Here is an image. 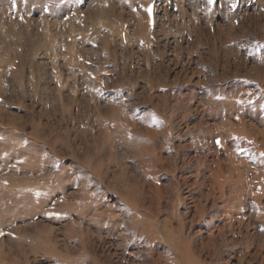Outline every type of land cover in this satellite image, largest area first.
Segmentation results:
<instances>
[{
  "label": "rangeland",
  "instance_id": "1",
  "mask_svg": "<svg viewBox=\"0 0 264 264\" xmlns=\"http://www.w3.org/2000/svg\"><path fill=\"white\" fill-rule=\"evenodd\" d=\"M169 232L264 264V0H0V264H180Z\"/></svg>",
  "mask_w": 264,
  "mask_h": 264
},
{
  "label": "bare ground",
  "instance_id": "2",
  "mask_svg": "<svg viewBox=\"0 0 264 264\" xmlns=\"http://www.w3.org/2000/svg\"><path fill=\"white\" fill-rule=\"evenodd\" d=\"M119 133V132H118ZM233 169L234 170H236L237 168L236 167H232L231 168V170L233 171ZM222 178V177H221ZM214 183V182H213ZM236 183V182H235ZM234 183V185H235V187H236V184L238 185L239 183L237 182L236 184ZM242 183H244V182H242ZM241 183V184H242ZM215 184V183H214ZM217 184H219V183H217ZM216 184V185H217ZM240 184V185H241ZM233 185V186H234ZM242 186V185H241ZM217 187H218V185H217ZM232 187V186H231ZM219 188H220V186H219ZM227 188V187H226ZM240 188V187H239ZM243 189H244V187H242ZM235 189V188H234ZM238 190H241V188L240 189H238ZM218 191V190H217ZM220 191V190H219ZM231 191H232V189H231ZM234 191V190H233ZM249 191V190H248ZM249 195H251V194H249ZM253 197V196H252ZM262 198V197H261ZM239 200V199H238ZM230 202V201H229ZM240 202V201H239ZM93 203V202H92ZM231 204V203H230ZM258 205V204H257ZM227 208V207H226ZM230 209V208H229ZM230 212H231V209L229 210ZM228 212V211H227ZM156 233V232H155ZM170 234H168L166 237H165V235L163 236H161V237H158V236H156V240H160V241H164V242H167V243H169L168 245H169V251L172 253V254H174L180 261H179V263L180 264H198L197 262H195L194 261V258H193V256L191 255L192 253H190L189 252V250H188V248L190 247H188V245L185 243H183L182 242V240H180V238H178V239H175L174 238V234L172 233V232H169ZM148 234V233H147ZM163 234V233H162ZM149 235H150V233H149ZM151 235H152V233H151ZM150 235V236H151ZM179 236V235H178ZM151 239V238H150ZM168 239V240H167ZM182 239V238H181ZM152 240V239H151ZM152 244V243H151ZM165 244V243H164ZM167 245V244H166ZM190 245V244H189ZM188 247V248H187ZM165 254H167V253H165ZM162 256V255H161ZM167 256V255H166ZM152 259H154V258H152ZM155 260V259H154ZM177 260V259H176ZM156 261V260H155ZM197 261V260H196ZM157 262V264H158V261H156ZM160 263V262H159ZM152 264H153V262H152ZM155 264V263H154Z\"/></svg>",
  "mask_w": 264,
  "mask_h": 264
},
{
  "label": "snow or ice",
  "instance_id": "3",
  "mask_svg": "<svg viewBox=\"0 0 264 264\" xmlns=\"http://www.w3.org/2000/svg\"><path fill=\"white\" fill-rule=\"evenodd\" d=\"M150 11V10H149Z\"/></svg>",
  "mask_w": 264,
  "mask_h": 264
}]
</instances>
